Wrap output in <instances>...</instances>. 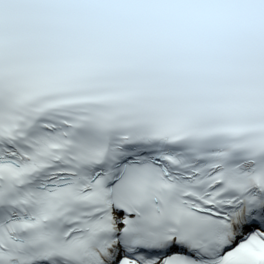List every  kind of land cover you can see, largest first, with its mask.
<instances>
[{
  "label": "snow or ice",
  "instance_id": "6c2138e0",
  "mask_svg": "<svg viewBox=\"0 0 264 264\" xmlns=\"http://www.w3.org/2000/svg\"><path fill=\"white\" fill-rule=\"evenodd\" d=\"M0 264H264V0H0Z\"/></svg>",
  "mask_w": 264,
  "mask_h": 264
}]
</instances>
